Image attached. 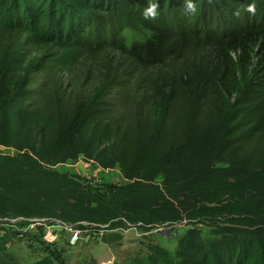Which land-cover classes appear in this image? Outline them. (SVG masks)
Masks as SVG:
<instances>
[{
  "label": "trees",
  "instance_id": "obj_1",
  "mask_svg": "<svg viewBox=\"0 0 264 264\" xmlns=\"http://www.w3.org/2000/svg\"><path fill=\"white\" fill-rule=\"evenodd\" d=\"M149 2L0 0V147L21 152L0 154V218L82 231L185 223L174 252L150 244L125 264H264V0H194L191 15L186 0H158L157 17L145 20ZM75 54L102 60L57 109L42 77L70 68ZM200 135L234 151L262 144L149 202L54 169L80 142L84 157L129 168L141 144L164 160ZM0 264H14L1 245Z\"/></svg>",
  "mask_w": 264,
  "mask_h": 264
},
{
  "label": "rangeland",
  "instance_id": "obj_2",
  "mask_svg": "<svg viewBox=\"0 0 264 264\" xmlns=\"http://www.w3.org/2000/svg\"><path fill=\"white\" fill-rule=\"evenodd\" d=\"M11 38L7 35L3 42ZM25 52L29 57L38 54L36 48L29 46ZM101 60V57L93 60L75 54L70 68H56L45 74L42 77L45 101L57 104V109L69 107L68 93H76L84 82L86 70L97 67ZM90 84L85 82L83 88L88 89ZM81 144L76 145L68 161L54 169L83 177L100 193L149 202L190 190L192 179L207 169L237 162L250 152L256 155L262 142L256 148L255 141L246 143L234 151L218 138L200 135L190 148L164 160L155 158L141 144L138 163L129 168H122L116 162L103 167L82 155ZM19 153L0 147L2 155ZM186 229V224L181 223L155 225L148 230L127 225L115 230L82 231L55 219L0 218V245L5 259L14 264H31L41 258H48L54 264H125L136 255H144L150 244L174 252Z\"/></svg>",
  "mask_w": 264,
  "mask_h": 264
},
{
  "label": "clouds",
  "instance_id": "obj_3",
  "mask_svg": "<svg viewBox=\"0 0 264 264\" xmlns=\"http://www.w3.org/2000/svg\"><path fill=\"white\" fill-rule=\"evenodd\" d=\"M159 7L158 0H150L147 7L143 10L142 16L145 20L155 19L157 17V9ZM197 11L194 0H186L184 12L187 15L194 14Z\"/></svg>",
  "mask_w": 264,
  "mask_h": 264
}]
</instances>
